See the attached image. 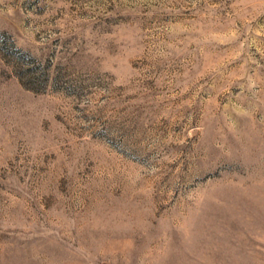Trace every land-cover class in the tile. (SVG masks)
I'll return each mask as SVG.
<instances>
[{
    "label": "rangeland",
    "instance_id": "1",
    "mask_svg": "<svg viewBox=\"0 0 264 264\" xmlns=\"http://www.w3.org/2000/svg\"><path fill=\"white\" fill-rule=\"evenodd\" d=\"M0 264H264V0H0Z\"/></svg>",
    "mask_w": 264,
    "mask_h": 264
}]
</instances>
